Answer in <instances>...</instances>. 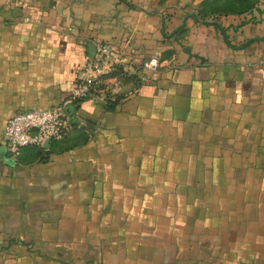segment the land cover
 Returning a JSON list of instances; mask_svg holds the SVG:
<instances>
[{
	"label": "crops",
	"instance_id": "crops-1",
	"mask_svg": "<svg viewBox=\"0 0 264 264\" xmlns=\"http://www.w3.org/2000/svg\"><path fill=\"white\" fill-rule=\"evenodd\" d=\"M204 1L0 0V264H264V0ZM97 42L107 99L10 157L8 120L68 99Z\"/></svg>",
	"mask_w": 264,
	"mask_h": 264
},
{
	"label": "built area",
	"instance_id": "built-area-1",
	"mask_svg": "<svg viewBox=\"0 0 264 264\" xmlns=\"http://www.w3.org/2000/svg\"><path fill=\"white\" fill-rule=\"evenodd\" d=\"M112 42H97L95 51L86 57L87 75L77 77L71 83L68 99L49 108L32 107L14 114L7 123L4 141L7 153L17 159L28 147L47 150L50 143L65 139L73 130L68 106H77L89 98L107 99L103 79L122 68V58L116 54ZM264 64V59L261 61ZM159 55H153L144 62V67L157 70ZM105 95V98L103 97Z\"/></svg>",
	"mask_w": 264,
	"mask_h": 264
},
{
	"label": "trees",
	"instance_id": "trees-1",
	"mask_svg": "<svg viewBox=\"0 0 264 264\" xmlns=\"http://www.w3.org/2000/svg\"><path fill=\"white\" fill-rule=\"evenodd\" d=\"M225 1H229L231 3H235V4H233L231 6L230 12H232V13H240V12H244V11H247V10L251 9L257 3L258 0H205L202 3V7L199 10L200 11L199 13L204 18L208 17V15L213 14V13L214 14H221V12L216 13L215 11H210L209 9H212V8L214 9L215 6L219 2H225ZM230 12H227V13H224V14H228ZM122 73H123V71H121V68H120L118 71L113 72L110 76H118V75H121Z\"/></svg>",
	"mask_w": 264,
	"mask_h": 264
},
{
	"label": "rangeland",
	"instance_id": "rangeland-1",
	"mask_svg": "<svg viewBox=\"0 0 264 264\" xmlns=\"http://www.w3.org/2000/svg\"><path fill=\"white\" fill-rule=\"evenodd\" d=\"M235 4V3H231L229 1H225V2H219L215 8L213 9H209L210 11H215L216 13L221 12V15L227 12H230L231 10V6ZM214 14V13H213ZM210 14L208 16H215V14Z\"/></svg>",
	"mask_w": 264,
	"mask_h": 264
}]
</instances>
